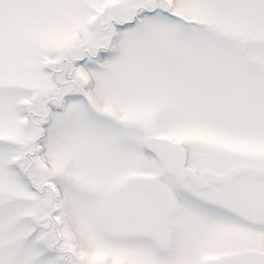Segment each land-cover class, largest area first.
I'll use <instances>...</instances> for the list:
<instances>
[{"label":"snow or ice","instance_id":"1","mask_svg":"<svg viewBox=\"0 0 264 264\" xmlns=\"http://www.w3.org/2000/svg\"><path fill=\"white\" fill-rule=\"evenodd\" d=\"M0 264H264V0H0Z\"/></svg>","mask_w":264,"mask_h":264}]
</instances>
